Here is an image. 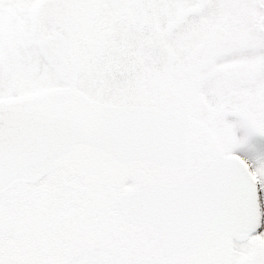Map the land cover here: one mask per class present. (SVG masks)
I'll return each instance as SVG.
<instances>
[{
    "label": "snow or ice",
    "instance_id": "6c2138e0",
    "mask_svg": "<svg viewBox=\"0 0 264 264\" xmlns=\"http://www.w3.org/2000/svg\"><path fill=\"white\" fill-rule=\"evenodd\" d=\"M0 264H264V0H0Z\"/></svg>",
    "mask_w": 264,
    "mask_h": 264
}]
</instances>
